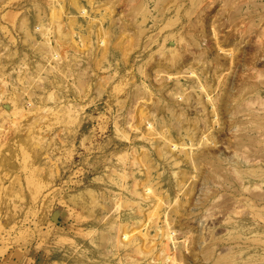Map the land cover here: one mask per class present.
<instances>
[{
  "label": "rangeland",
  "instance_id": "1",
  "mask_svg": "<svg viewBox=\"0 0 264 264\" xmlns=\"http://www.w3.org/2000/svg\"><path fill=\"white\" fill-rule=\"evenodd\" d=\"M0 264H264V0H0Z\"/></svg>",
  "mask_w": 264,
  "mask_h": 264
}]
</instances>
